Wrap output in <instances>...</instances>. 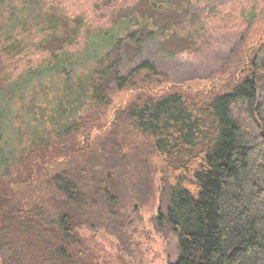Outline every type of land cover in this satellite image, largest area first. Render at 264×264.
<instances>
[{
    "label": "trees",
    "instance_id": "obj_1",
    "mask_svg": "<svg viewBox=\"0 0 264 264\" xmlns=\"http://www.w3.org/2000/svg\"><path fill=\"white\" fill-rule=\"evenodd\" d=\"M20 1L0 0V11H10L4 26L13 33L17 25H41L48 33L36 46L50 58L41 69L10 83V97L0 91V141L14 145L15 138L30 134L29 145L17 152L11 167L15 149H8L7 157L0 144V186L14 171L10 183L30 182L59 158L70 157L75 165L47 178L44 205L14 200L1 211L0 264H99L78 231L95 223L83 224V219L106 211L114 227L123 230L130 205L150 199L155 155L163 159L157 227L177 238V261L171 264H264V110L258 98L264 59L231 91L212 95L177 89L154 96L150 87L163 75L153 61L123 74L114 60L125 40L109 29L118 26L120 0H96L95 13L113 10L111 27L86 33L77 51L67 49L81 40L80 27L71 21L75 17L67 18L54 6L32 16L27 2ZM137 2L158 9L156 0ZM107 19L103 15L99 22L104 25ZM11 42L14 50L0 42L2 56L24 52V42ZM43 76L51 82L43 83L41 95L49 96L57 82L61 86L49 102L34 97V81ZM110 83L117 90L139 92L112 122ZM28 93L34 94L23 102ZM18 101L13 112L10 105ZM38 109L40 121L34 117ZM12 113H19L17 121L27 127H17ZM125 126L142 141L119 140ZM5 195H0V207Z\"/></svg>",
    "mask_w": 264,
    "mask_h": 264
},
{
    "label": "rangeland",
    "instance_id": "obj_2",
    "mask_svg": "<svg viewBox=\"0 0 264 264\" xmlns=\"http://www.w3.org/2000/svg\"><path fill=\"white\" fill-rule=\"evenodd\" d=\"M25 1L33 12L32 16L40 12L47 14L54 6L57 12H62L67 18L75 17L71 19L72 24L80 27L82 32L79 36L80 42L67 48L72 51H77V47L82 45L86 33H93L100 27H111L108 25L114 17L110 7L104 8L99 14L95 13V10H98L96 0ZM156 1L158 9L152 8L149 2L138 3L137 0H126L128 4L124 5L125 0H120L118 26L109 28L112 32L118 31L119 37L125 38L114 57V60H118L117 62L123 66V74H128L139 63L151 60L163 75L160 81L152 83L150 87V92L154 96H161L165 92L177 89L189 90L191 93L199 90L212 95L231 91L254 65L259 66L260 61L264 59V0ZM11 5L15 4L11 3ZM58 5L61 6L60 10ZM9 13V9L0 11L1 46L12 45L14 50L11 41L15 38L25 44V47H22L23 53L3 56L0 53V91L10 97L12 93L10 83L21 76H26L32 69H41L42 64L46 63L50 56L42 46L41 48L36 46L38 41L46 39L45 35L48 31L39 28L41 25L32 28L17 25L11 33L10 28L4 26ZM103 15L108 17L104 25L99 22ZM4 32L7 33L2 34ZM34 82L36 93L38 92V96L34 97L44 98L47 102L61 92V86L57 82L51 88L49 96L41 95L44 94L39 91L44 86L43 83L50 85L51 82L47 76L38 77ZM259 87V104L264 110V78L260 80ZM19 93L23 94L22 91ZM33 94L28 93L23 102H27ZM108 94L111 97L108 116L109 121L112 122L119 116L120 109L134 99L139 92L117 90L110 83ZM18 104L21 105V102L10 105L13 112L19 108ZM4 110L10 111L8 107ZM37 112L34 117L40 121L42 119L41 109ZM19 113L11 114L15 122L17 116H20ZM16 126L27 127L20 119ZM125 127L119 130V140L133 144L142 141L136 131L129 126ZM14 143L12 145V143L0 141L1 151H5V156H10H8V149L13 147L15 149L14 158L11 156L8 163L10 167L18 160L19 153L17 152L23 146L29 145L30 134L24 133L21 137L18 136ZM144 146L147 148L145 143ZM50 151H52L51 147ZM59 160L58 163H49L42 169L40 177L30 182L10 183L9 177L16 178L17 176L15 171L11 176H5V185L0 186V195L6 194L2 199L4 201L1 202L3 204L0 207V213L14 200L22 201L23 204L43 203L44 194L47 195L48 192L44 186L47 178H52L60 168L71 169L75 165H72L70 157L65 160L59 158ZM151 160L155 173L154 183L150 185V188L152 187V193L149 194L150 199L145 202L134 201L130 205L129 219L125 218L126 223H124L123 230L114 227L116 224L109 220L106 211L96 212L86 220L83 219V224H87L88 221L95 223L92 224L93 227L80 226L78 231L93 247L99 264H171L177 261V238L173 234L165 236L157 227L162 201L160 181L163 159L155 155Z\"/></svg>",
    "mask_w": 264,
    "mask_h": 264
}]
</instances>
